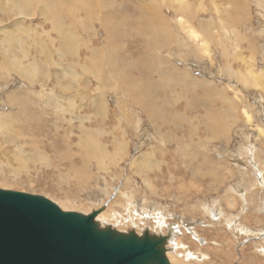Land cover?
Returning <instances> with one entry per match:
<instances>
[{
	"label": "rangeland",
	"instance_id": "374dc122",
	"mask_svg": "<svg viewBox=\"0 0 264 264\" xmlns=\"http://www.w3.org/2000/svg\"><path fill=\"white\" fill-rule=\"evenodd\" d=\"M260 1L248 0L247 22L235 24L232 31L233 6L225 0H160L153 5L138 0L137 6L130 0H112L123 12L115 50L99 31L100 18L93 22L71 11L63 30L53 32L41 9L27 8L18 15L13 13L18 0L2 5L10 16L0 7V45L6 40V47H11V41L19 44L29 38L23 56L17 43L14 53L8 51L21 67H36L33 77L16 78L0 63V130L18 120V129L16 125L6 133L8 139L0 132V189L42 196L65 212H98L95 221L102 229L166 238L171 264H264V0ZM184 3L191 6L192 18L173 13ZM64 6L70 7L67 2L59 5ZM150 8L165 16V22L151 21ZM199 24L207 28L198 31L203 39L194 43L187 30H198ZM148 26H165L174 34V49L167 48L161 56L167 66L209 80L220 94L213 103L197 87V112L215 108L228 118L226 138L206 137L199 114L188 107L193 103L188 94L180 98L175 90L158 92L157 105L168 119L151 121L120 87L121 77L135 80L134 62L145 57L146 41L153 40L141 36ZM77 27L78 38L71 37L68 29ZM100 54L107 65L119 60L124 67L97 70L93 57L97 61ZM0 55L6 63L5 54ZM229 102L237 108L233 117ZM93 134L94 144L102 149L94 160L84 154ZM120 148L125 153L117 156Z\"/></svg>",
	"mask_w": 264,
	"mask_h": 264
},
{
	"label": "bare ground",
	"instance_id": "6f19581e",
	"mask_svg": "<svg viewBox=\"0 0 264 264\" xmlns=\"http://www.w3.org/2000/svg\"><path fill=\"white\" fill-rule=\"evenodd\" d=\"M26 1H28V3H26ZM130 1L133 2L135 6L138 5V0H130ZM143 1L145 3H150L153 5V4L158 3L160 0H143ZM181 1L185 2L187 0H181ZM225 1L230 3L233 6V9L231 13L229 14V17L231 18V22L229 26L231 27L233 31V29L235 28L234 26L235 24L244 23L248 19L247 17L248 0H225ZM256 1L258 0H255V2ZM18 2L20 5L16 9L13 10L14 14L15 13L21 14L25 12V9L27 8L28 9L39 8L42 10V15L45 19V23L46 22L50 23L49 25L52 26L53 32L63 30L64 28L63 23L65 22V18L69 15V13H71V11L76 12L81 17H86L90 20L92 19L93 22H96L94 18H100L99 31H103L107 35V37L109 38V44L111 45V48L113 50L117 49L116 38L120 34L121 28H122L121 24L119 23L118 17L121 16L123 12L122 10H117L115 8V6L112 3V0H18ZM61 2H67L70 7L67 8L64 6L60 8L59 5ZM6 3H8L7 6L14 5V0H0V7H3L2 5L5 6ZM0 10H2V8H0ZM126 11L130 12V10L128 9ZM148 12L151 14V21L155 23L165 22V19H166L165 16L161 15L157 9L150 8L148 9ZM177 12L181 15L185 14L189 16L190 18L193 17V10L188 3L181 4L178 7L177 11L174 10L173 13H175L176 15ZM197 13L200 14L201 12L198 11ZM3 14L4 15L8 14V17L10 16V13L7 11L6 13L4 12ZM181 25H183L182 22H181ZM44 27L46 28L47 26L44 25ZM206 28L207 27L204 24H199L198 30L193 29V28H188L187 35L192 42L199 43V39H203V38L199 35L198 31L204 30ZM260 28L261 27H259V29ZM24 29H28V28H24ZM78 29L79 27H77L76 31H73L72 28L68 29L70 33L72 34L71 37L75 35L74 38H78V34H79ZM261 29H263V27ZM65 33L67 32L65 31ZM49 34H51V32L47 33L46 37L50 38ZM141 36L146 39H148L151 36L153 40L146 41L147 50L146 52L143 53L145 54V57L143 59H139L134 62V65L136 67V75H135L134 82L131 81L128 77H121L119 79V85L123 90L127 91L130 94V101L135 104H138L139 107L143 109L145 115L149 118V120L154 121L157 119H162L163 121H167L168 119V114H161L163 110L157 105L158 95H159L158 92L160 91L164 94H168L169 91L175 90L176 91L175 95L180 98L185 97L188 94L193 101V103L188 107L191 110L196 111V112L198 111L200 107V100H199L200 96L198 95L196 91L197 87L200 88L204 94L211 96L213 103L221 99L220 94L217 92V90L212 88L209 80H200L194 77L188 70L167 66L162 61L161 59L162 52L165 51L167 48H171V50H173L176 45V42L174 40V34L171 30H169L165 26L161 27L160 29H157L153 26H148L141 31ZM68 37L70 38V35H68ZM28 40L29 38H27V41ZM27 41L25 40L18 44L17 41L13 40L10 42L11 47H6V40H5V42L3 41L2 45H0V54H5V58L7 60V62L4 63L1 59L0 63L2 65L9 66V67H6L5 72H8L14 75L16 78H19V77L20 78H30V77H33V75H35V72H34V69L36 67L35 65L21 67L20 64L18 63L19 59H12L13 55L10 56L11 55L9 53L10 51H8L12 49V46L14 43H17V46L23 48L22 52L20 53L23 56L27 52V49L25 48ZM3 46H5L6 49L2 48ZM61 47L67 48V45L62 44ZM13 50L11 51L13 52ZM9 56L11 58H9ZM99 56L100 58L97 61L94 60V57H93V61L97 66V70L103 66L124 67L122 62H120L119 60L110 62L107 65V61H105L103 57H101L102 54H100ZM0 57L2 58V55H0ZM2 74H5V73L2 72ZM107 76L108 75L106 73L103 74L104 78H106ZM138 76H140L141 82L143 84L139 82ZM141 76H144L148 80L143 81ZM217 78L219 79L220 77L217 76ZM242 79H244L248 84L255 83L254 80H252L250 77L249 78L242 77ZM3 83L4 82L1 81L0 86H2ZM3 87H6V86H3ZM162 106H164V104ZM228 107H229V114H231V116L233 117V115L235 114L234 111L237 113V108L234 104L230 102L228 103ZM97 109L98 111L101 112L103 109L102 104H99L97 106ZM199 112H197V114H199L198 117L200 119V125L204 126L205 134L208 139L209 138L213 139L212 137L214 136H215L214 139L216 137H219V138L227 137L226 133H229L227 132V129H229L228 128V125H229L228 118L222 115L221 112H217V109L215 108H208L205 114H200ZM16 123H18L17 118H15V120H11L5 126L4 130H0V132L3 133L4 135H2L1 133L0 134L4 136V138L8 139L10 136L6 135V133L7 134L12 133L11 130L15 128V126L17 125ZM20 126L22 127V125H19V127ZM17 127L18 125L16 126V128ZM17 134H18V131H17ZM19 134H21V132H19ZM90 137L91 138L93 137L92 142L84 154L87 159L94 160L97 156L102 155V149L96 144H94L93 141L95 139V135L94 134L93 136L90 135ZM15 139H17V137H15ZM33 141H35V139H33L32 142ZM35 153L40 154L38 150H36ZM124 153H125V150L123 148H120L117 153V156H120V155L122 156L124 155ZM86 158H83V162L86 161ZM143 161L145 160L140 159L139 162H143ZM175 249H178L177 245L173 249V252Z\"/></svg>",
	"mask_w": 264,
	"mask_h": 264
},
{
	"label": "water",
	"instance_id": "95a60500",
	"mask_svg": "<svg viewBox=\"0 0 264 264\" xmlns=\"http://www.w3.org/2000/svg\"><path fill=\"white\" fill-rule=\"evenodd\" d=\"M96 216L0 189V264H171L166 238L102 229Z\"/></svg>",
	"mask_w": 264,
	"mask_h": 264
}]
</instances>
